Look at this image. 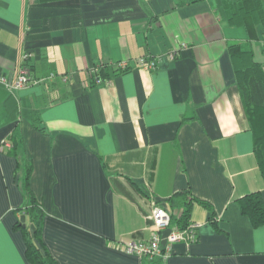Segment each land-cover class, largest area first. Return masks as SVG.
<instances>
[{
    "label": "crops",
    "instance_id": "obj_1",
    "mask_svg": "<svg viewBox=\"0 0 264 264\" xmlns=\"http://www.w3.org/2000/svg\"><path fill=\"white\" fill-rule=\"evenodd\" d=\"M193 1L0 0V77L25 64L45 79L0 84V264H32L15 227L29 166L59 264H149L122 247L149 240L153 208L171 212L177 193L209 207L194 202L198 237L164 264H264V225L238 203L264 197V178L229 53L242 44L264 67L262 31L250 42L223 0ZM142 57L158 68H139ZM121 61L130 69L115 72ZM100 68L109 75L96 83Z\"/></svg>",
    "mask_w": 264,
    "mask_h": 264
},
{
    "label": "trees",
    "instance_id": "obj_2",
    "mask_svg": "<svg viewBox=\"0 0 264 264\" xmlns=\"http://www.w3.org/2000/svg\"><path fill=\"white\" fill-rule=\"evenodd\" d=\"M202 1L205 0H194L193 2ZM221 7L231 26L243 27L248 31L250 42L259 39V29H261L264 39V0H223ZM229 53L234 68L235 83L253 133L254 154L264 178V67L255 60L254 52L245 49L242 44L231 45ZM108 75L101 68L97 78L106 81ZM31 171V166H29L25 179V192L29 202L23 214L27 218V223L24 226L20 220L15 227L22 229L25 235L26 256L32 264H59L50 253L42 237L46 217L30 186ZM132 184L136 185L141 194H144L142 188L134 182ZM179 196H183V201L180 204L177 200ZM167 202L172 212L171 227L179 230L189 227L194 202L209 207L205 201L194 198L190 193H177ZM238 203L241 213L250 219L254 228L264 225L262 192L248 194L240 198ZM31 225L35 227L34 236L30 230ZM142 258L146 259L149 264H164L166 261L162 257Z\"/></svg>",
    "mask_w": 264,
    "mask_h": 264
},
{
    "label": "built area",
    "instance_id": "obj_3",
    "mask_svg": "<svg viewBox=\"0 0 264 264\" xmlns=\"http://www.w3.org/2000/svg\"><path fill=\"white\" fill-rule=\"evenodd\" d=\"M175 52L169 53V57L171 59L175 58ZM30 57V54H25L23 56V61H27ZM136 64L139 68L155 71L158 68V61L149 59L146 57H142L137 59ZM115 69L117 71H125L130 69L129 61H121L117 65H115ZM101 70V68H100ZM99 69L93 70L94 75L99 74ZM54 75H51L49 79H52ZM45 79L34 80L30 77L29 70L27 65H23L20 69L19 76L13 80L9 81L5 77H0V84L10 90H20L29 85L30 83H40ZM64 81H67V78H63ZM96 83H102L99 78L96 77ZM9 145L5 143L1 147L3 150L5 147ZM171 219L172 213L162 205H155L153 211L151 213V231L152 237L146 241H129L125 243L122 249L131 255H136L140 258L149 257V258H159L162 257L164 260H167L172 252V247L177 242H186L193 243L197 239V228L198 226L194 223H190L189 227L185 230H179L177 228L171 227ZM166 229H171L170 235L166 238V244L162 245V234Z\"/></svg>",
    "mask_w": 264,
    "mask_h": 264
},
{
    "label": "water",
    "instance_id": "obj_4",
    "mask_svg": "<svg viewBox=\"0 0 264 264\" xmlns=\"http://www.w3.org/2000/svg\"><path fill=\"white\" fill-rule=\"evenodd\" d=\"M21 222L24 224V226H26L25 225V223H26V216L25 215H23L21 217ZM30 230H31L32 235L34 236L35 235V227H34V225L30 226ZM170 233H171V229H166L163 232V234H162V238H163L162 245L166 244V238L168 237V235H170Z\"/></svg>",
    "mask_w": 264,
    "mask_h": 264
}]
</instances>
